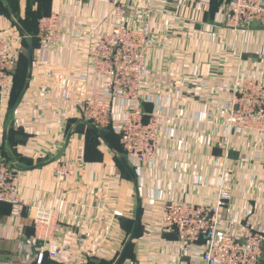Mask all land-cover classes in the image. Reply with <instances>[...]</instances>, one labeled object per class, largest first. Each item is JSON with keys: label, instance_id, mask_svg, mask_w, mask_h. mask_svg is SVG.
<instances>
[{"label": "crops", "instance_id": "crops-1", "mask_svg": "<svg viewBox=\"0 0 264 264\" xmlns=\"http://www.w3.org/2000/svg\"><path fill=\"white\" fill-rule=\"evenodd\" d=\"M226 1L169 0L157 6L142 105L146 113L163 116V129L157 161L146 169L123 154L119 115L108 129H98L105 140L81 122L80 106L92 91L111 99L90 55L96 37L112 28L113 9L87 0H50L51 13L61 15L64 39L54 49L33 52L14 105L9 96L0 97V155L18 172L21 199L52 208L55 225L38 231L30 218L0 205V264H34L42 245L59 254L45 264H112L138 206V231L121 264H204L198 250L177 252L174 236L162 233V207L168 201L210 203L221 184L233 191L223 211L235 224L233 233L254 227L264 234L262 138L233 137L236 161H227L224 171L214 165L224 155L232 81L264 82V28L256 23L241 34L225 27ZM152 2L125 0L127 23L136 24ZM16 3L26 8L28 0ZM6 17H0L2 28L21 44L24 35L11 24L19 18ZM114 105L116 111L125 106ZM61 167L67 176L56 174Z\"/></svg>", "mask_w": 264, "mask_h": 264}, {"label": "built area", "instance_id": "built-area-1", "mask_svg": "<svg viewBox=\"0 0 264 264\" xmlns=\"http://www.w3.org/2000/svg\"><path fill=\"white\" fill-rule=\"evenodd\" d=\"M87 1L113 9V26L96 37L90 55L92 71L107 84L111 99L106 100L98 89L92 91L80 106L81 122L106 130L119 115V144L123 154L132 163L147 169L157 161L163 129V116L158 112L146 113L142 105L148 74L147 55L154 34L153 19L159 10L157 6L166 5L169 0H153L150 6L141 9L134 25L126 21L128 5L125 0ZM222 10L223 24L230 30L247 34L256 23L264 28V0H227ZM23 38L31 39L29 36ZM36 38L38 49L42 51L61 44L64 39L61 15L51 13L43 17L38 23ZM22 53V45L16 44V39L2 28L0 21V97L10 94L13 74ZM231 84L226 113L228 132L222 141L224 155L214 162L223 171L227 161H236L232 152L233 137L257 135L264 145V82L236 77ZM116 101L125 104L119 111L114 105ZM56 174L67 176L68 169L61 167ZM232 198L231 188L221 184L210 203L168 201L162 207L159 228L162 233L175 237L178 252L198 250L204 264H260L264 255V234L254 227L247 228L244 234H234V222L223 217ZM0 205H11L17 215L30 218L38 231L51 230L55 225L52 208L45 203L30 206L21 199L18 172L1 155ZM58 258V251L42 245L34 264L54 262ZM75 264H87V260Z\"/></svg>", "mask_w": 264, "mask_h": 264}, {"label": "trees", "instance_id": "trees-1", "mask_svg": "<svg viewBox=\"0 0 264 264\" xmlns=\"http://www.w3.org/2000/svg\"><path fill=\"white\" fill-rule=\"evenodd\" d=\"M31 3L32 2H30V4ZM30 4L27 6L29 8V11H31V13H29L25 17H21V19H19L18 20L19 22L17 23L18 25L22 26V28L26 32L27 36L31 37V39H24L23 38L22 42H21V45L23 48V53L20 56L19 62L17 64V67H16L14 74H13V84H12V88H11V91L9 94L10 106H12L16 103V101L19 98L20 93H21V91L25 85V79H26L27 72H28V57H27L28 48L31 45L33 48V52L35 53L39 47L38 46V40H37L36 34H35L37 32L38 23L43 17H47V16L51 15V2H50V0H46V6H45L46 11L42 14H40L41 11H38L40 13H38V15L36 17H35V13L37 11L33 10L32 8L34 5H30ZM29 20H31V26H34L33 28L30 26V29L28 28V23H29L28 21ZM22 37H24V36H22ZM260 264H264V255H263V258H262Z\"/></svg>", "mask_w": 264, "mask_h": 264}, {"label": "rangeland", "instance_id": "rangeland-1", "mask_svg": "<svg viewBox=\"0 0 264 264\" xmlns=\"http://www.w3.org/2000/svg\"><path fill=\"white\" fill-rule=\"evenodd\" d=\"M30 2H32V3L30 4ZM29 4L34 5L32 9L37 11L35 13V17L38 15V13H40L38 11H41L40 14H42L46 11V9H45L46 0H28L27 5H29ZM29 13H31V11H29L28 6L26 8H22V6H20L19 3H16V0H0V17L13 16V14H14L15 16H17V18L21 19V16L23 14L28 15ZM28 22H29L28 28L30 29L31 20H29ZM11 24L15 28V24L13 23V21L11 22ZM31 27L33 28L34 26H31ZM7 102H9V99H7ZM9 104H10V102H9Z\"/></svg>", "mask_w": 264, "mask_h": 264}, {"label": "water", "instance_id": "water-1", "mask_svg": "<svg viewBox=\"0 0 264 264\" xmlns=\"http://www.w3.org/2000/svg\"><path fill=\"white\" fill-rule=\"evenodd\" d=\"M15 25L17 26V28L20 30V32L25 36L27 37V34L26 32L24 31V29L22 27H20V25H18L16 22H15ZM27 57H28V66L30 68V70L32 69V64H33V48L32 46L30 45L29 48H28V54H27ZM11 120H9L10 122ZM93 129L95 130V132L103 139L104 137L100 134L99 130L96 129L95 127H93ZM139 214H140V207L138 206L137 208V213H136V218H135V222H134V226H133V229L130 233V235L128 236V238L126 239L123 247L121 248L118 256L116 257V259L114 260V262L112 264H121L123 258H124V255L126 253V251L128 250V248L131 246V244L133 243L135 237H136V234H137V231H138V225H139Z\"/></svg>", "mask_w": 264, "mask_h": 264}]
</instances>
